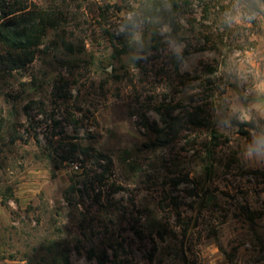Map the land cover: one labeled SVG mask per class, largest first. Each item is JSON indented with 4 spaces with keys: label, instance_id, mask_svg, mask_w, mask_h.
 <instances>
[{
    "label": "rangeland",
    "instance_id": "1",
    "mask_svg": "<svg viewBox=\"0 0 264 264\" xmlns=\"http://www.w3.org/2000/svg\"><path fill=\"white\" fill-rule=\"evenodd\" d=\"M20 2L63 23L34 63L0 67V264H264V0H190L178 37L171 0L150 19L125 0ZM114 6L139 18L124 47L107 35L127 17ZM61 39L82 55L51 46ZM64 80L68 97L56 99ZM31 102L47 115L30 120ZM170 106L184 121L201 107L208 125L158 142L157 110ZM52 120L65 134L54 138ZM66 137L112 159L101 198L72 190L82 170L52 152Z\"/></svg>",
    "mask_w": 264,
    "mask_h": 264
},
{
    "label": "trees",
    "instance_id": "2",
    "mask_svg": "<svg viewBox=\"0 0 264 264\" xmlns=\"http://www.w3.org/2000/svg\"><path fill=\"white\" fill-rule=\"evenodd\" d=\"M127 1L129 2L127 5L128 8H131L133 3H136L139 8H142L144 17L150 19L158 17V13L152 9V6L157 7L159 3L164 0H125V2ZM252 4L256 6L255 2ZM192 6L190 0H171L170 10L167 11L164 18L166 24L169 25L170 29L177 37L181 32L180 18L188 16L190 14L189 8ZM81 7L82 5L80 4V12L83 10ZM108 8L110 9L112 7ZM113 8L116 10V13H123L124 10H126V7L123 6H114ZM127 11L128 10H126L127 17L120 20L121 25L118 32L116 34H109L107 31L109 41L113 44L117 42L118 46L125 45L128 38L134 36L137 30L136 26L139 24L138 16H131L130 12L127 13ZM62 19V13H58L57 9H43L38 6L30 8L28 4L21 3L20 0H0V67L6 72H16L34 63L37 54L41 52L40 47L43 45V40L47 31L52 29V31L59 33L63 23ZM80 30H82L84 34L86 33L81 27ZM51 46H53V48L64 49L68 53V57H72L73 59L79 58L83 53L82 50H76L77 47L73 43L62 39L60 42H53ZM82 48L84 49L85 46ZM70 85L71 84L65 80L57 82L54 85L55 98L60 100L63 98L67 99ZM175 108L176 107L170 106V108L167 109L162 108L157 110L164 118L166 124L165 129H153L158 142H167L169 140L167 133H169V131L172 132L174 128L185 122L198 128H204L208 125L206 120L201 116L203 113L201 107H195L191 113L187 114L188 121H184L179 117H174L173 112ZM36 109L41 112L40 115H47L46 111L41 107V104L37 102H31L25 107V115L32 120V113ZM165 111H167V113ZM52 122L54 123V130L60 129V132L54 135V138L65 134L61 122L56 120H52ZM71 123L73 122H70V124ZM251 127L255 130L254 125H251ZM214 138H217L215 133ZM22 140H24V137L12 136L13 143ZM36 142L41 143L39 139H36ZM56 146L54 151H52L53 156H55L61 164L76 165L78 169L82 170L80 175L74 177L79 180H72V190H76L77 186H81L83 189L78 192L82 195L83 193L90 194L98 191L96 198L99 199L102 195L101 189L105 184L107 187H112L109 183L113 177L114 164L110 157L98 152L92 147L83 146L74 141L70 142L68 138L64 139L62 143H56ZM52 148L53 145H50L47 149L51 151ZM135 234L138 238H142L141 236H143L138 232ZM105 259L106 256L104 259L100 258L99 264H106ZM153 260L154 256H152L149 261L153 262ZM63 264H71L69 255H65Z\"/></svg>",
    "mask_w": 264,
    "mask_h": 264
},
{
    "label": "clouds",
    "instance_id": "3",
    "mask_svg": "<svg viewBox=\"0 0 264 264\" xmlns=\"http://www.w3.org/2000/svg\"><path fill=\"white\" fill-rule=\"evenodd\" d=\"M229 19L232 21V22H236V21H239L241 19V16L240 14H237L235 16H229Z\"/></svg>",
    "mask_w": 264,
    "mask_h": 264
}]
</instances>
